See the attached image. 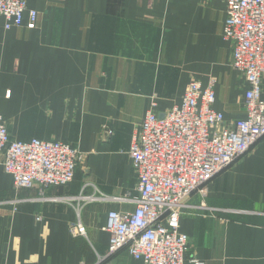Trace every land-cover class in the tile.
<instances>
[{
	"label": "crops",
	"instance_id": "0c3cea01",
	"mask_svg": "<svg viewBox=\"0 0 264 264\" xmlns=\"http://www.w3.org/2000/svg\"><path fill=\"white\" fill-rule=\"evenodd\" d=\"M33 29L5 30L0 18V114L10 137L69 144L80 154L64 187L14 191L0 153V264H142L125 248L108 256L110 211L134 205L95 193L137 196L131 137L154 104H180L187 84L214 78V110L242 117L243 78L222 36V0H26ZM264 101V77L261 80ZM111 130V136L104 131ZM39 219V220H38ZM80 223L85 235L74 237ZM180 232L203 264H264V137L193 194Z\"/></svg>",
	"mask_w": 264,
	"mask_h": 264
},
{
	"label": "built area",
	"instance_id": "2783aa9c",
	"mask_svg": "<svg viewBox=\"0 0 264 264\" xmlns=\"http://www.w3.org/2000/svg\"><path fill=\"white\" fill-rule=\"evenodd\" d=\"M222 1V36L232 45L231 67L246 84L243 115L226 124L224 115L214 110V78L205 87L190 81L180 104L165 112H155L151 104L128 150L137 196L106 198L83 190L70 200L78 207L97 199L134 205L132 212L107 213L103 230L109 235L108 256L125 248L142 264H203L190 253L189 238L180 232V211L193 194H204L211 180L264 137V0ZM25 14L26 27L33 29L37 12L27 8L26 0H0L5 30L21 27ZM0 153L14 191L67 186L80 160L75 148L59 141L13 140L1 114ZM69 231L74 237L85 235L80 223Z\"/></svg>",
	"mask_w": 264,
	"mask_h": 264
},
{
	"label": "rangeland",
	"instance_id": "374dc122",
	"mask_svg": "<svg viewBox=\"0 0 264 264\" xmlns=\"http://www.w3.org/2000/svg\"><path fill=\"white\" fill-rule=\"evenodd\" d=\"M106 131H107V130H106ZM106 131H104V133H105L106 136H108V135L106 134ZM110 136H111V135H110ZM34 139H36V138H34ZM76 150H77V149H76ZM238 160H239V159H238ZM234 163H235V162H234ZM234 163H233V164H234ZM78 167H79V166H78ZM77 169H80V168H77ZM5 174H6V173H5ZM11 179H12V178H11ZM12 186H13V184H12ZM13 190H14V189H13ZM106 198H107V197H106ZM185 206H186V204H185ZM183 208H184V207H183ZM183 208H182V209H183ZM182 209H181V210H182ZM180 212H181V211H180Z\"/></svg>",
	"mask_w": 264,
	"mask_h": 264
}]
</instances>
